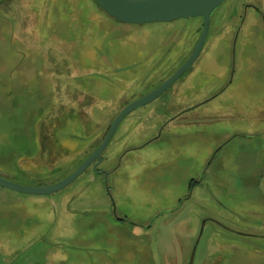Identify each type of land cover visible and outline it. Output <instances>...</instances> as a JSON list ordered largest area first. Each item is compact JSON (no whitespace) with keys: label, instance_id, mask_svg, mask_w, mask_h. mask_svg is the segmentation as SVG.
I'll list each match as a JSON object with an SVG mask.
<instances>
[{"label":"rangeland","instance_id":"374dc122","mask_svg":"<svg viewBox=\"0 0 264 264\" xmlns=\"http://www.w3.org/2000/svg\"><path fill=\"white\" fill-rule=\"evenodd\" d=\"M202 22L125 23L95 0H0V176L66 177L88 148L78 117L45 147L38 122L74 107L101 112L105 131L184 62ZM230 66L225 92L128 152L107 184L87 170L46 195L0 186V264H264V0H224L190 68L127 115L103 155L204 100Z\"/></svg>","mask_w":264,"mask_h":264},{"label":"water","instance_id":"95a60500","mask_svg":"<svg viewBox=\"0 0 264 264\" xmlns=\"http://www.w3.org/2000/svg\"><path fill=\"white\" fill-rule=\"evenodd\" d=\"M109 16L125 23L170 22L179 18L202 17L199 38L184 62L165 80L147 93L124 105L111 122L100 144L81 161L66 177L48 185L27 186L0 176V186L29 194L46 195L60 190L79 176L91 162L99 160L100 153L111 140L122 119L131 111L144 106L161 95L199 56L205 43L210 17L224 0H95Z\"/></svg>","mask_w":264,"mask_h":264},{"label":"flooded vegetation","instance_id":"af4514ba","mask_svg":"<svg viewBox=\"0 0 264 264\" xmlns=\"http://www.w3.org/2000/svg\"><path fill=\"white\" fill-rule=\"evenodd\" d=\"M173 73V72H172ZM171 73V74H172ZM234 69L232 68V66H230L228 71H225L223 74L224 80L222 82H220V86L219 88H215L212 90V92L209 94V96H207L206 98H204V100L202 101H198L196 104H193L191 106H188L185 109H181L176 111L175 113L171 114L167 119L165 120H156L155 123H153V125H151L150 123V128L148 129V131L151 133V131L153 132L155 130V133L152 135H148V134H143V135H139L137 136V139L135 140L136 142H132L129 144L128 147L124 148L117 156H114L113 159L111 161H108L104 158L103 152L105 151V149L107 148V146L105 147V149L100 153V158L99 160L95 159L93 162H91L89 164V166L84 170H90L97 178L99 177V179L101 178L102 181L107 184L106 182H108V180L112 177V175L114 173L117 172V169L119 168L121 161L123 159V157L130 151H134V150H139L143 147H145L148 143H151L152 140H155L158 138L159 134L165 129L167 128L169 125H175L177 122H179L182 118L183 115L186 111L193 109L194 107L210 100L213 99L217 96H219L221 93L225 92L227 88H229V86L232 84L233 81V77H234ZM169 74V75H171ZM169 75H167L166 77L160 79L158 81V83H156L152 88H150L149 90L143 92L142 94L134 97L133 99L129 100L128 102L136 99L137 97H140L141 95L147 93L148 91L152 90L153 88H155L157 85H159L163 80H165ZM180 78V77H179ZM178 78V79H179ZM177 79V80H178ZM177 80L174 82L176 83ZM173 83V84H174ZM172 84V85H173ZM171 85V86H172ZM171 86H169L165 91H167ZM164 91V92H165ZM181 92V91H180ZM178 92L180 95H182L183 92ZM160 96V95H159ZM178 97H176L177 99ZM155 100V99H154ZM128 102H126L124 105H126ZM153 102V101H151ZM150 103V102H149ZM147 103V104H149ZM147 104H145L144 106H146ZM123 105V106H124ZM122 106V107H123ZM121 107V108H122ZM120 111V110H119ZM118 111V112H119ZM117 112V113H118ZM133 111H131L130 113H128L127 115L131 114ZM117 113L115 115H113L110 119L109 124L107 125L106 130H103V115L101 112H99V120H94L93 116L87 113H83L82 116L78 119V122L80 123V125L82 126V132H83V138L85 139V142L83 144V146H87L88 148L86 149V151L84 152V154L82 155V158H80V161L78 162V164L83 161L102 141L106 131L108 130L111 122L113 121L114 117L117 115ZM126 115V116H127ZM125 116V117H126ZM164 116V115H163ZM124 117V118H125ZM123 118V119H124ZM122 119V120H123ZM161 121V122H160ZM122 122V121H121ZM120 122V123H121ZM119 123V125H120ZM118 125V126H119ZM154 127V128H152ZM93 129H99V139L96 138V142L95 143H91L92 138L89 137L90 131H92ZM117 129V128H116ZM116 131V130H115ZM148 135V136H147ZM141 136V137H140ZM144 136V137H143ZM110 142V141H109ZM77 164V165H78ZM83 171V172H84ZM108 187V186H107ZM108 190V188H107Z\"/></svg>","mask_w":264,"mask_h":264},{"label":"trees","instance_id":"16d2710c","mask_svg":"<svg viewBox=\"0 0 264 264\" xmlns=\"http://www.w3.org/2000/svg\"><path fill=\"white\" fill-rule=\"evenodd\" d=\"M97 3V2H96ZM98 5V4H97ZM99 6V5H98ZM100 7V6H99ZM65 113H67V115H65ZM83 113H86L84 111L78 110L74 107H70V108H61L56 110V113L50 116L48 120V117L45 119H41L38 123V129H39V138H40V143L43 145L44 141L47 142V144L49 145V141L53 143L52 141V135H51V130L52 129H57V128H53L54 127H58L60 126L62 123L60 122V120H67V118L70 117H78V119L82 116ZM77 119V120H78ZM47 120V121H46ZM52 120V121H51ZM92 135H89V137H91ZM44 140V141H43ZM46 145V144H45ZM43 147H45L43 145Z\"/></svg>","mask_w":264,"mask_h":264}]
</instances>
